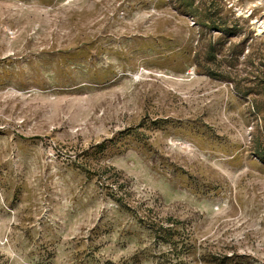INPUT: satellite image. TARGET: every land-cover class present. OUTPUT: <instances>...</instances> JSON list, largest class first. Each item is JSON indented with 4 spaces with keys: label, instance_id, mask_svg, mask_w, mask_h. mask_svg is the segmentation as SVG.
Returning <instances> with one entry per match:
<instances>
[{
    "label": "rangeland",
    "instance_id": "1",
    "mask_svg": "<svg viewBox=\"0 0 264 264\" xmlns=\"http://www.w3.org/2000/svg\"><path fill=\"white\" fill-rule=\"evenodd\" d=\"M260 152L264 0H0V264H264Z\"/></svg>",
    "mask_w": 264,
    "mask_h": 264
},
{
    "label": "trees",
    "instance_id": "2",
    "mask_svg": "<svg viewBox=\"0 0 264 264\" xmlns=\"http://www.w3.org/2000/svg\"><path fill=\"white\" fill-rule=\"evenodd\" d=\"M178 1V0H177ZM180 2H182V0H179ZM211 46L209 47V50H214V48H215V44H210ZM211 76V75H210ZM258 156H259V158L264 162V152H260L259 154H258ZM158 230H156V234H158L159 236L161 235V233L163 232V233H165V235H171V233H169V232H172V229H169V228H166L165 230H164V228L163 227H158L157 228ZM160 231H162V232H160ZM168 237H170V236H168ZM160 239H162L164 242H165V239H166V236H165V238H160ZM161 264H163V263H161Z\"/></svg>",
    "mask_w": 264,
    "mask_h": 264
}]
</instances>
